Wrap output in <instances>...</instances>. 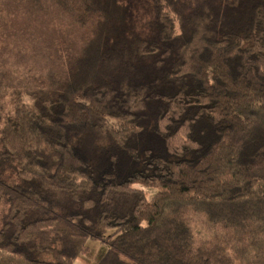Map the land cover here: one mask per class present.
<instances>
[{
    "label": "trees",
    "instance_id": "trees-1",
    "mask_svg": "<svg viewBox=\"0 0 264 264\" xmlns=\"http://www.w3.org/2000/svg\"><path fill=\"white\" fill-rule=\"evenodd\" d=\"M52 1L91 30L0 78V264H264V0Z\"/></svg>",
    "mask_w": 264,
    "mask_h": 264
},
{
    "label": "rangeland",
    "instance_id": "rangeland-1",
    "mask_svg": "<svg viewBox=\"0 0 264 264\" xmlns=\"http://www.w3.org/2000/svg\"><path fill=\"white\" fill-rule=\"evenodd\" d=\"M91 23L83 26L59 13L52 0H0V78L7 82L6 112L13 109L12 94L37 77L60 75L65 67L61 53L77 51L89 37ZM65 57V56H64ZM151 195L156 189L146 188ZM88 252L74 264H96L108 249L99 240H89Z\"/></svg>",
    "mask_w": 264,
    "mask_h": 264
}]
</instances>
